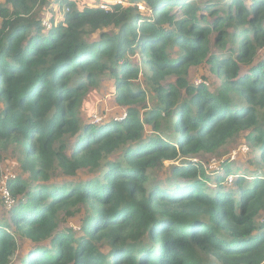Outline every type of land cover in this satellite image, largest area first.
<instances>
[{"label":"trees","instance_id":"trees-1","mask_svg":"<svg viewBox=\"0 0 264 264\" xmlns=\"http://www.w3.org/2000/svg\"><path fill=\"white\" fill-rule=\"evenodd\" d=\"M124 1L0 0V153L21 172L5 184L0 264H263L264 0ZM201 65L215 92L186 80ZM103 79L126 116L83 124ZM239 134L252 172L192 160Z\"/></svg>","mask_w":264,"mask_h":264},{"label":"rangeland","instance_id":"rangeland-1","mask_svg":"<svg viewBox=\"0 0 264 264\" xmlns=\"http://www.w3.org/2000/svg\"><path fill=\"white\" fill-rule=\"evenodd\" d=\"M73 1L77 9H80L82 6L98 7L99 5V2L95 0H73ZM224 1H228V0H224ZM50 2L51 0H49V3ZM110 2L114 3L115 1L113 2V0H110ZM49 6L54 7L52 3ZM49 8L46 10H44L43 8L38 10V13L44 20H47L46 16L48 17V14L50 13ZM59 11L63 12V10H59L58 7H55V12L58 15L59 14L62 15L63 13L61 14ZM142 12H147V11L144 10ZM186 78L189 84L196 85L195 82L201 81V83H204L207 88H209L211 91L214 92L220 85L219 78L214 73H210L208 66L205 65L191 67L188 71V75L186 76ZM168 80L174 82L175 78L170 77ZM136 82H138L143 89L144 88L148 89L147 85L145 84L144 75L142 77L139 75L138 81ZM111 84L112 82L110 80L103 79L99 83L98 87H91L87 90V92L84 93V95H82L81 103L77 108V113H76L81 123L83 124H87L88 122L91 123L92 116L94 114H98L97 116L101 115V117L103 116V118L107 121L110 120L113 116H118L119 114L123 113L125 109L121 106H118L115 103L114 99L112 98V93L110 91ZM153 95H154L153 92L151 93L149 92L147 94V98L145 102V106L147 109H149L155 104ZM144 111L145 110H141V113H143ZM74 140H75L74 137H67L66 139L68 153H70L71 151V148L74 144ZM119 154L120 152L118 151L112 154L110 158L116 160L119 157ZM227 158H229V160L233 163L232 166H236L244 170L250 169V171L255 168L254 164L249 163L250 161L249 159L251 158L253 159V156L251 154V148L245 142L242 134H239L233 137L232 139H230L221 149H219V151L213 154L210 153L199 154L195 156L192 160L201 162L203 168L207 171V173L209 175H213L217 171H219V165L221 164L222 161L226 160ZM255 160H258V153L255 156ZM172 163L177 164L178 162L165 161L163 163L162 169H167ZM20 173L21 172L16 157L14 155V152L12 150H9L0 153V191L3 188V186H5L7 179H13L19 176ZM166 175L167 173L163 172L162 178H164ZM79 176H81V178L83 179L88 178L86 172L79 173ZM57 177L59 178L58 175ZM211 190H212V185L207 184V192H210ZM7 208L8 207L5 206V202L2 199V195L0 194V220L8 221ZM260 216H261L260 219L264 218V211L261 213ZM18 258L19 255L15 254L12 258V263L17 261Z\"/></svg>","mask_w":264,"mask_h":264},{"label":"built area","instance_id":"built-area-1","mask_svg":"<svg viewBox=\"0 0 264 264\" xmlns=\"http://www.w3.org/2000/svg\"><path fill=\"white\" fill-rule=\"evenodd\" d=\"M115 1V2H114ZM99 5L98 7L104 10H107L110 8L111 5L113 4H125V1H121V0H113L114 3L110 2V0H98ZM137 7L140 11H144L146 10V7L144 5H142L141 3H137ZM43 24L45 27H49V22L48 20H43ZM196 85L201 84V81H197L195 82ZM98 114H94L92 116V124L94 125H98L101 124L102 122L105 121V119L103 118V116L101 117V115L97 116ZM126 116L125 111H123V113L119 114L118 116H113L111 118V120L113 121H120L123 120ZM231 157V156H230ZM232 159V158H231ZM8 180V179H7ZM233 180V176H228V183H231ZM0 194L2 195V199L5 202V206H7L8 208L11 206L12 204V199H11V195H10V191L6 186H3V188L0 191Z\"/></svg>","mask_w":264,"mask_h":264}]
</instances>
